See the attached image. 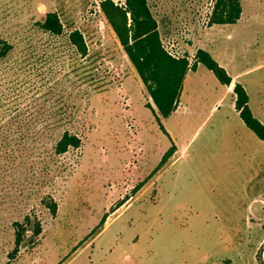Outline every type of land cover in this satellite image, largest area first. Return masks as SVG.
<instances>
[{"label": "rangeland", "instance_id": "rangeland-1", "mask_svg": "<svg viewBox=\"0 0 264 264\" xmlns=\"http://www.w3.org/2000/svg\"><path fill=\"white\" fill-rule=\"evenodd\" d=\"M100 1L0 0V36L14 46L2 67L81 138L60 155L49 142L33 152L15 147L3 175L0 165V264H264V174L249 184L236 173L264 141L198 64L176 110L161 119L178 150L154 173L170 141ZM213 2L148 0L164 47L190 63L201 48L229 76L238 73L264 123V0H241L236 22L208 26ZM48 12L59 16L60 35L38 28ZM74 29L84 57L69 43ZM43 195L56 202L55 215ZM29 212L41 232L28 231L15 250L12 221Z\"/></svg>", "mask_w": 264, "mask_h": 264}, {"label": "trees", "instance_id": "trees-1", "mask_svg": "<svg viewBox=\"0 0 264 264\" xmlns=\"http://www.w3.org/2000/svg\"><path fill=\"white\" fill-rule=\"evenodd\" d=\"M240 1L214 0L207 25L236 22L241 14ZM99 7L151 99L152 104L149 103L148 107L154 113L159 130L170 141L169 147L153 170L155 173L175 151V145L161 119L168 117L176 109L186 73L189 70L194 71L197 63H200L210 70L221 84L228 85L231 77L207 51L201 48L195 51L192 63L185 56L170 53L161 41L158 22L148 0H101ZM38 28L54 36L63 32V25L55 12L46 13L43 20L38 22ZM68 40L79 56L84 57L87 54L79 30H71L68 33ZM13 48L12 43L0 36V165L3 167L1 175L15 158V147L33 152L49 142L51 152L60 155L69 148H78L81 144L79 135L69 128H59L66 121L63 117L43 113L47 107L42 104V98H35L33 94L26 97V91L30 87L25 85L27 83L25 80L14 76L13 67L11 70L2 67L1 64L12 55ZM232 91L234 107L240 119L256 137L264 141V124L253 115L245 88L241 83L235 82ZM52 128L53 131H47ZM40 203L55 215L57 204L50 195L41 196ZM31 213L33 212L26 213L22 220L12 221L15 250L22 244L28 231L31 236H37L41 232L39 218L35 213ZM104 220L105 218H102L100 223Z\"/></svg>", "mask_w": 264, "mask_h": 264}, {"label": "crops", "instance_id": "crops-1", "mask_svg": "<svg viewBox=\"0 0 264 264\" xmlns=\"http://www.w3.org/2000/svg\"><path fill=\"white\" fill-rule=\"evenodd\" d=\"M197 49H196V47H195V49H193V51H196ZM195 53V52H194ZM193 56H194V54H193ZM189 60V59H188ZM198 64H200V63H197V65H196V68H197V66H198ZM202 65V64H201ZM195 68V69H196ZM189 71H192V70H189ZM189 71L186 73V75H185V77H184V80H183V85H182V90H181V93H180V97H179V101H178V104L180 103V100H181V96H182V91H183V88H184V83H185V81H186V79H187V76H188V73H189ZM230 77H231V82L228 84V85H225V84H222V85H225L226 86V92L227 93H232L233 94V104H234V93H233V91H232V88H233V85H234V83L235 82H237V80H238V78H239V74L238 73H236V74H233V75H230ZM218 81V80H217ZM219 82V81H218ZM220 83V82H219ZM240 83V82H239ZM221 84V83H220ZM244 87V86H243ZM245 88V87H244ZM246 90V89H245ZM248 100H249V98H248ZM223 101H224V99H223V97H220L216 102H214L211 106H210V112H215V111H217L220 107H221V104L223 103ZM178 104H177V106H178ZM220 104V105H219ZM249 105V104H248ZM177 108V107H176ZM234 109H235V107H234ZM251 109V108H250ZM176 110V109H175ZM174 110V111H175ZM173 111V112H174ZM235 111H236V109H235ZM252 111V110H251ZM237 112V111H236ZM237 114H238V112H237ZM254 115V114H253ZM239 116V115H238ZM255 116V115H254ZM256 117V116H255ZM240 118V117H239ZM264 124V123H263ZM246 126V125H245ZM166 130V129H165ZM167 131V130H166ZM167 133H168V131H167ZM169 134V133H168ZM169 136H170V134H169ZM256 136V135H255ZM170 138H171V141L173 142V144L175 145V151H174V153L169 157V159L171 158V157H173L174 155H175V153L177 152V146H176V144L174 143V141H173V139H172V137L170 136ZM258 138V137H257ZM259 139V138H258ZM261 140V139H260ZM263 141V140H262ZM249 154L247 155L248 157H246V158H244L243 160H241L242 161V163H241V166H240V170H238V172H236V173H238L239 175H242V177H243V182H245V183H256L257 182V180H258V178L260 177V176H262L263 174H264V145L263 146H261V147H259V148H255L254 150H248L247 151ZM243 156H246L245 155V153H243L242 154ZM168 159V160H169ZM167 160V161H168ZM166 161V162H167ZM166 162H165V164H166ZM164 164V165H165ZM234 164L236 165V166H239L238 164H239V162H237V161H234ZM255 201V197H254V199H253V202ZM249 206H250V209H252V205H251V202H250V204H249Z\"/></svg>", "mask_w": 264, "mask_h": 264}]
</instances>
